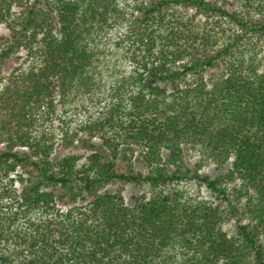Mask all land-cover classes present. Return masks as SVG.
<instances>
[{"label":"trees","instance_id":"16d2710c","mask_svg":"<svg viewBox=\"0 0 264 264\" xmlns=\"http://www.w3.org/2000/svg\"><path fill=\"white\" fill-rule=\"evenodd\" d=\"M117 2L0 0V73L19 52L29 58L0 94L12 113L0 118L8 142L0 148V264H264V0H138V68L112 88L105 112L63 133L67 146L78 139L93 152L52 158V135L8 133L11 121L32 124L31 113L53 111L55 101L99 103L93 44ZM187 144L227 165L225 173L190 169ZM134 152L146 174L118 168ZM226 180L238 182L251 219L237 221L231 236L222 226L238 208ZM184 181L226 208L175 188ZM115 183L149 192L128 204L121 189L103 190Z\"/></svg>","mask_w":264,"mask_h":264},{"label":"rangeland","instance_id":"374dc122","mask_svg":"<svg viewBox=\"0 0 264 264\" xmlns=\"http://www.w3.org/2000/svg\"><path fill=\"white\" fill-rule=\"evenodd\" d=\"M138 0H118V11L109 15L108 21L104 24L103 29L95 37L93 46L98 51V57L100 59V71L101 76L98 79V89L96 90L99 103L94 104L93 101L88 99V96L80 98V100L74 102L65 100L64 106L57 101L54 104L57 105L53 111L47 110V105L37 111L32 112L34 122L29 124V120L23 121L20 127L16 126V123L11 121V125L8 133L12 134L17 130L19 132H27L31 139L38 138L41 133L46 135H52L53 152L52 158L65 157L67 155H82V157L91 154L92 150H87L78 143L76 139L71 146H67L63 140L64 131L71 133L77 128V125L82 124L84 121L93 117L100 116V112H105L110 103L115 101L113 87L120 84L121 80L129 77L138 65L134 58H132V46H131V32L133 20L138 15L135 5ZM231 6L236 7L238 0H228ZM228 6V5H227ZM20 8H16L19 11ZM1 34H7L5 27L0 28ZM259 49V47L257 48ZM262 55V54H261ZM136 56V55H135ZM29 63L27 53L24 51L14 55L10 60L4 64L2 72L0 73V94L5 91L7 85L11 84V81L15 80L17 75L16 69L26 67ZM10 82V84H9ZM71 97V96H70ZM126 98V96H125ZM84 103L88 109V112H83L80 108H76L78 105ZM4 104L0 105V118L3 120H9L12 118L10 111L11 107H4ZM49 111V113H47ZM28 118V117H27ZM29 119V118H28ZM10 134V135H11ZM80 137H85V134H81ZM6 134L0 138V148H4L8 143L6 140ZM93 142L97 145L100 144L98 138H94ZM20 149V147H16ZM22 149H26L25 147ZM183 159L190 169H198L201 174H206L211 178L221 177L226 169L227 165L223 167H217V165L210 158L203 156L201 148L191 144L183 145ZM167 152L162 153L163 160L167 158ZM84 161L82 158L81 162ZM130 166L134 171L146 174L148 171L147 164H145L141 157L134 152L133 155L128 154L126 157L118 160V168L120 170L128 169ZM227 187V192L230 194L233 203L238 208L236 217H230L223 223V230L228 235H233L236 231L237 221L247 224L251 222L250 215L246 207V197L235 194L234 188L238 186L236 181L224 182ZM15 190L18 191L19 185H14ZM178 188L185 195H188L195 199H201L208 202H219L226 208V203L220 202L216 198V194H212L204 185L198 184L196 181H184L181 182ZM121 189L123 197L128 204L133 202L134 196L141 194H148L149 188L147 186H138L134 184H109L103 190L115 192ZM84 203L83 201H81ZM78 202L77 205L82 203ZM72 204L65 206H59L62 209H68L72 207ZM255 224V221H254Z\"/></svg>","mask_w":264,"mask_h":264}]
</instances>
